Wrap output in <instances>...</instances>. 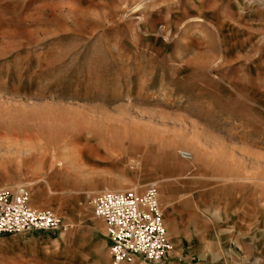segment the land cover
I'll return each mask as SVG.
<instances>
[{
    "label": "rangeland",
    "instance_id": "1",
    "mask_svg": "<svg viewBox=\"0 0 264 264\" xmlns=\"http://www.w3.org/2000/svg\"><path fill=\"white\" fill-rule=\"evenodd\" d=\"M151 183L161 264H264V0H0V188L67 228L0 264H113L87 194Z\"/></svg>",
    "mask_w": 264,
    "mask_h": 264
},
{
    "label": "built area",
    "instance_id": "2",
    "mask_svg": "<svg viewBox=\"0 0 264 264\" xmlns=\"http://www.w3.org/2000/svg\"><path fill=\"white\" fill-rule=\"evenodd\" d=\"M192 161L189 151L179 152ZM94 215L106 225V238L113 264H161L171 258L175 246L168 237L159 187L151 183L144 192L106 191L87 194ZM64 220L50 209L32 206V193L25 185L0 188V237L21 233H58Z\"/></svg>",
    "mask_w": 264,
    "mask_h": 264
},
{
    "label": "crops",
    "instance_id": "3",
    "mask_svg": "<svg viewBox=\"0 0 264 264\" xmlns=\"http://www.w3.org/2000/svg\"><path fill=\"white\" fill-rule=\"evenodd\" d=\"M159 187V186H158ZM159 200H160V189H159ZM160 205H161V202H160ZM32 206L34 207V208H37V209H50V210H52V211H54L57 215H59L60 217H62L63 218V220L65 219L64 218V216L62 215V214H60V213H58L57 211H55V210H53V209H51V208H39V207H37V206H35L34 205V203H33V199H32ZM89 206L91 207V209H92V211H93V208H92V206L89 204ZM162 207V206H161ZM163 209V208H162ZM164 211V210H163ZM93 214H94V212H93ZM100 219V218H99ZM164 219H165V224H166V228H167V232H168V237H169V239H170V241L172 242V240H171V238H170V236H169V231H168V227H167V223H166V218H165V216H164ZM102 220V219H101ZM103 221V220H102ZM104 222V221H103ZM104 225H105V222H104ZM65 228H66V226H65ZM67 231V228L65 229V230H61L60 232H58V233H55V234H59V236L60 235H62V234H64V232H66ZM21 234H24V235H27V236H31V237H38V238H42V234H46L45 236V238H47V239H51L50 238V236L49 235H47V234H50V233H37V232H30V233H21ZM54 234V233H53ZM6 236V235H5ZM104 236H105V238H106V225H105V234H104ZM44 237V236H43ZM44 238V239H45ZM173 243V242H172ZM106 244H107V246H109V243H108V240H107V238H106ZM174 244V243H173ZM141 263V262H140Z\"/></svg>",
    "mask_w": 264,
    "mask_h": 264
}]
</instances>
